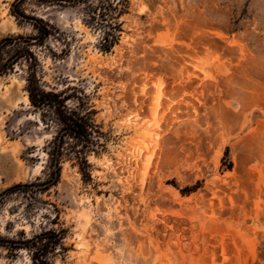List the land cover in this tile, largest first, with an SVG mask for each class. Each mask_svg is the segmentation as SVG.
<instances>
[{"label": "rangeland", "instance_id": "374dc122", "mask_svg": "<svg viewBox=\"0 0 264 264\" xmlns=\"http://www.w3.org/2000/svg\"><path fill=\"white\" fill-rule=\"evenodd\" d=\"M0 0V41L35 35ZM121 8L120 16L113 9ZM55 30L46 90L78 89L104 148L16 190L0 236L61 241L52 264H264V0H23ZM109 37L106 43L105 39ZM26 66L0 76V196L50 180ZM0 247V264H33Z\"/></svg>", "mask_w": 264, "mask_h": 264}, {"label": "trees", "instance_id": "16d2710c", "mask_svg": "<svg viewBox=\"0 0 264 264\" xmlns=\"http://www.w3.org/2000/svg\"><path fill=\"white\" fill-rule=\"evenodd\" d=\"M82 2L89 0H79ZM23 0H15L11 7V14L19 25L23 22L31 24L35 35L10 36L0 41V76L14 71L18 65L25 64L26 91L31 106L39 113L40 120L46 128L56 129L53 140L45 149L48 155L51 177L45 182H35L26 185H17L0 196V207L4 204L6 195L22 189L36 188L39 191H48L56 186L60 179L61 163L65 157L73 158L80 171L89 176L90 165L88 156L91 153L99 154L104 148L92 106L86 101V96L79 94L78 89L46 90L39 76L40 61L33 51V47L43 46L55 31L52 26L41 18L30 17L22 10ZM114 15L123 13L121 8L113 9ZM106 43L109 37L105 39ZM22 240H7L0 236V247L11 251L29 250L32 253L33 264H52L49 258L51 251H55L61 241V236L49 238L46 232L31 239L21 235Z\"/></svg>", "mask_w": 264, "mask_h": 264}]
</instances>
